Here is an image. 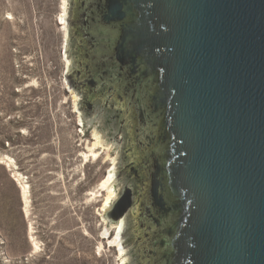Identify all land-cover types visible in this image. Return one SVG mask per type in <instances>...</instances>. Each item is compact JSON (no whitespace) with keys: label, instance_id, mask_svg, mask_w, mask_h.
<instances>
[{"label":"water","instance_id":"1","mask_svg":"<svg viewBox=\"0 0 264 264\" xmlns=\"http://www.w3.org/2000/svg\"><path fill=\"white\" fill-rule=\"evenodd\" d=\"M98 7L120 30L114 58L130 89L143 94L149 117L161 118L167 147L152 197L161 208L164 189L171 198V221L159 234L164 264H264V0H98ZM132 205L127 188L108 223ZM129 219L125 246L137 264Z\"/></svg>","mask_w":264,"mask_h":264},{"label":"rangeland","instance_id":"2","mask_svg":"<svg viewBox=\"0 0 264 264\" xmlns=\"http://www.w3.org/2000/svg\"><path fill=\"white\" fill-rule=\"evenodd\" d=\"M64 5L0 0V157L14 160H0V264L121 261L114 231L103 235L107 193L98 189L116 160L120 197L121 148L78 112L59 24ZM96 132L104 151L87 160ZM13 173L30 186L29 204ZM127 225L128 216L125 248ZM124 258L129 264L127 249Z\"/></svg>","mask_w":264,"mask_h":264},{"label":"flooded vegetation","instance_id":"3","mask_svg":"<svg viewBox=\"0 0 264 264\" xmlns=\"http://www.w3.org/2000/svg\"><path fill=\"white\" fill-rule=\"evenodd\" d=\"M59 24L65 31L63 54L70 60L67 78L77 93L78 112L99 121L107 137L121 148L118 176L124 187L120 197L132 189L133 205L124 219L130 217L137 264H164L159 234L171 221V198L164 189L166 206L161 208L152 197L154 174L167 147L161 143V118L149 117L143 94L135 97L130 89L127 72L114 58L120 30L103 22L98 0H67V12Z\"/></svg>","mask_w":264,"mask_h":264},{"label":"bare ground","instance_id":"4","mask_svg":"<svg viewBox=\"0 0 264 264\" xmlns=\"http://www.w3.org/2000/svg\"><path fill=\"white\" fill-rule=\"evenodd\" d=\"M63 8L65 11L63 13H66L67 12V0H65V5ZM62 21L64 22V24H66V19L64 17H62ZM67 61H68V65H69V60H67ZM94 138H95V142L92 144V147H89L88 152H85L82 154L85 157V159H87V160L91 157H93L95 159L99 158L101 156V152L104 151V150H101L102 149L101 147L104 146L102 136L96 132L94 134ZM9 159L10 160H8V159L6 160V158L0 157V160L7 161V163H9L11 166V164L14 162V160L12 162V158H9ZM113 162H114V165H113L114 167L112 169H110V171L108 172V175L105 177V179L100 183V185L98 187L99 191H103V192L107 193L106 198H105V204L103 206V211L106 213H107V210L109 208H112V205L115 203V201L117 200V197H118V193H117L115 185H114L116 178H117L116 171H115V169H116L115 166L117 167V165H116L117 161L113 160ZM14 178H16V180L21 184L22 189H23V196H24L25 203L29 204L30 203V186L26 184L27 182L23 181L22 175L15 173ZM104 217H105L106 223L108 225H106V228H105L103 235L108 237V236H110V233L112 232V230L114 231V236H113V239L111 237L110 245L118 248V250H119V253H120L119 257L121 259L119 264H127V259L124 258V255L126 253V248L124 247V244H123V233H124V229L126 226V220L122 219L118 223L109 224L106 216H104ZM31 229H32V227H31ZM34 243H35V241H34ZM35 245H37V244H35Z\"/></svg>","mask_w":264,"mask_h":264}]
</instances>
